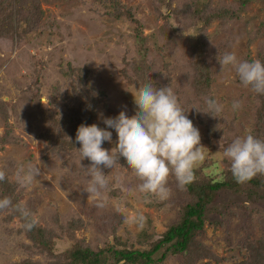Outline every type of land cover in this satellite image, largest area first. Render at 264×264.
<instances>
[{
	"label": "rangeland",
	"instance_id": "374dc122",
	"mask_svg": "<svg viewBox=\"0 0 264 264\" xmlns=\"http://www.w3.org/2000/svg\"><path fill=\"white\" fill-rule=\"evenodd\" d=\"M2 1L4 6L35 8L34 0ZM38 2L43 13L33 30L15 33L14 37L0 36V95L15 105L8 119L0 113V135L5 133L9 123L17 140L0 150V168L10 173L11 181L17 182L16 171L20 164L41 163V176L29 186L18 185L15 191L20 202H25L36 215L39 226L47 229V236H52L49 240L53 239L55 244L54 250L45 251L42 245L32 241L18 217L10 219L8 212H1L0 264H48L57 260V256L71 245L66 239L69 236L67 225L79 218L83 227L77 229L75 235L85 244L95 249L106 239L114 242V234L110 232L106 238L97 229V217L102 216L98 210L120 211L123 221L117 235L133 244L134 249H149V243L159 239L183 215V208L190 200L186 186L180 188L173 176L169 178V199L160 201L148 197L138 190L141 181L133 170L119 161L117 167L103 170L113 177L123 176L124 182L122 185L115 181L110 183L106 190L108 204L98 208L95 199L84 191L90 179L86 169L90 161L87 158L81 161L80 147L64 151L63 157L54 155L50 140L42 136L49 131L50 123L42 118L35 119L36 115L39 110L46 114L57 111L54 89L58 86L63 91L71 88L63 71L80 67L88 70L86 84L93 88L94 95L99 96L101 92L108 95V99L101 100L96 108V124L105 125V117H115L121 110L129 116L134 115L137 109L132 92L146 83L172 87L182 106L189 110V119H193L194 124L199 123V118L206 113L191 107L196 105L206 110L207 106H202L194 87L196 71L186 41L195 38L201 30L207 54L215 61L210 96L223 104L224 109L219 116L220 132L207 133L206 126H202L200 134L205 156L197 168L204 166L203 174L212 173L218 177L220 171L231 166L223 157V151L234 138L251 129L255 136L261 131L260 137L264 139V115L259 118L258 114L259 98L250 87L238 81L230 66L221 70L217 60V56L223 57L229 52L247 60L260 59L264 55V0H248L240 19L221 21L214 18L207 23L193 21L188 15L190 9L196 10L200 0ZM241 5L242 0L211 1L212 8ZM119 11H130L133 19L129 14L116 16ZM142 58L150 66L151 81L142 82V79L136 86L131 85L121 72L125 69L127 73L135 74V60ZM78 82L75 79L76 85ZM38 94L41 104L34 98ZM234 101L241 102L239 109H233ZM247 202L243 197L221 191L217 201L208 206L204 229L197 235L209 248L208 255L169 254L162 261L158 259L156 264L244 262L251 250L248 246L264 239V212ZM231 208L235 214L229 213ZM137 213L146 217L142 227L132 222ZM144 232L153 238L140 243L138 240L144 237ZM165 246L157 257L165 251Z\"/></svg>",
	"mask_w": 264,
	"mask_h": 264
},
{
	"label": "trees",
	"instance_id": "16d2710c",
	"mask_svg": "<svg viewBox=\"0 0 264 264\" xmlns=\"http://www.w3.org/2000/svg\"><path fill=\"white\" fill-rule=\"evenodd\" d=\"M211 1L212 0H200V5L195 11L191 9L188 11L190 19L198 21L199 23L202 21L207 23L214 18L220 19L221 21L240 19L241 10L248 2V0H242V5L240 7L222 6L219 8H212ZM1 2L3 1L0 0V36L6 35L8 37H14L15 33H21L23 31L30 32L34 29L43 13L39 7L38 0H34L35 8H29V10L25 8H14L11 4L4 6ZM123 14H129V17L133 19V14L130 11H119L116 13V16L120 17ZM203 38L204 33L199 30L195 38H189L186 42L188 44V51L193 57L194 71H196V78L193 81L194 87L195 90H197V94H199V98H201L202 106H205L206 99H213V97L210 96V89L215 61L213 57L211 58L207 54L208 50ZM260 60L264 62V55L260 56ZM134 65L136 73L129 74L123 69L121 72L122 77H125L129 84L135 86L140 83L142 79V82H150L151 80L149 81V79L152 76L148 73L150 66L147 60L143 58L140 59V61L135 60ZM63 72L68 80H70L71 88H66L65 91H63L60 89V86L56 87L54 91L57 92L55 95L58 99L56 103L57 107H55L57 111H51L46 114L44 110H39L35 118L38 120L42 118L50 123L49 131L42 134V136H46V138L50 140V144L55 150L53 154L62 157L64 151H73L81 146L76 141L78 127L81 124L91 125L95 123L94 118L99 102L108 99L106 92H101V95L95 96L93 88L86 84V79L88 78V70L86 68L74 67ZM75 79L79 81L77 85L74 83ZM238 81L240 82L239 78ZM256 97L260 100L258 114L259 118H262L264 115V95L256 94ZM34 98L38 104H41V97L39 94ZM14 109L15 105L11 103V101L2 98L0 95V113H2V117L8 119ZM191 120L193 121V119ZM219 122H221V118L206 114L204 117L199 118V123L195 122V124H193L194 126L198 124L196 127L199 131H202V126H206L207 133L215 134L220 132ZM97 125L102 128L107 127L102 124ZM6 127L7 130L5 133L0 135V150H2L6 144L17 141L13 135V128H10L9 123L6 124ZM108 130L112 132V143L105 141L102 146L111 149L115 147L117 133L114 129ZM262 135L261 131L259 134L257 133V137L260 139H262L260 137ZM120 162L122 165L129 167L123 159H121ZM203 170L204 166L196 168L194 170V181L186 185L190 200L184 206L181 218L176 223L172 224L159 239L151 241L149 243V249H134L133 244H128L121 236L117 235V230L120 227L121 221H123V215L120 211L112 209L108 211L98 210L97 213H100L102 216L100 218L97 217L99 222V224H96L97 229L105 235L106 238L109 237L108 233L111 232L114 234V242L106 239V241H101L103 242L102 246H97L94 249L92 245L85 244L84 240L77 238L75 235L76 230L83 227V224H81L82 220L80 218L78 220H72L71 223L67 225L69 236L66 238L71 242V245L64 253L57 256V260L48 264H156L158 259L162 261L161 259H165L169 254L184 255L186 252H189L190 255L194 253V255L199 254L207 256L209 248L197 238V235L204 229V224L207 220L206 214L208 206L214 204L217 201L218 194L224 190L245 198L248 204L252 203L258 208H262L260 211L264 212V175L258 174L247 182L239 183L232 175L231 166L227 170L224 169L220 171L218 177L213 176L212 173L203 174ZM18 185H20L18 182L11 181L10 173H6V179L0 182V199L8 196L12 198L14 204L20 202V198L15 191ZM1 212H8V218L12 219L13 217H18L20 222L23 223L19 213L10 209H5L0 211V213ZM235 212L236 211L232 208L229 211V213L233 214H235ZM25 231L30 235L32 241H34L36 245H42L45 251L46 249L48 251L54 250L55 241L53 239L49 240L52 236L50 235V238L47 236L49 235L47 229H43L38 224L31 231ZM150 238H153L152 235L144 232V237L139 238L138 242L144 243ZM164 245H166L165 251L157 257ZM248 247L251 249L249 250V257L244 262L236 264H264V239L254 241V244ZM28 264L43 263L31 262Z\"/></svg>",
	"mask_w": 264,
	"mask_h": 264
},
{
	"label": "clouds",
	"instance_id": "9594fccd",
	"mask_svg": "<svg viewBox=\"0 0 264 264\" xmlns=\"http://www.w3.org/2000/svg\"><path fill=\"white\" fill-rule=\"evenodd\" d=\"M221 70L230 66L238 76L241 84L258 94L264 95V62L260 59H240L234 52L217 56ZM132 92V91H131ZM133 93L136 107L134 115H127L121 110L115 117H105L106 128L81 124L76 133V141L81 145V161L87 158L90 164L86 167L89 176L85 192L95 199L98 208L108 204L106 190L115 181L122 185L123 176L113 177L103 169H113L123 159L141 181L138 190L148 197L160 201L170 198L169 178L175 177L180 188L194 181V170L204 159V145L201 134L189 119L187 112L172 87H156L151 83L143 84ZM206 110L193 105L197 112L210 114L219 118L224 105L215 99H206ZM233 109L241 107L240 101H234ZM117 133L115 147L107 149L103 143H112V132ZM223 157L231 164L233 177L239 183L264 175V139L252 134L249 129L242 136H237L224 148ZM41 163L28 162L20 164L16 179L22 186H29L41 176ZM6 179V171L0 168V182ZM10 209L19 213L22 227L31 231L39 223L36 215L25 202L13 203L11 197L0 199V211ZM132 222L141 227L146 223L143 213L132 217Z\"/></svg>",
	"mask_w": 264,
	"mask_h": 264
}]
</instances>
